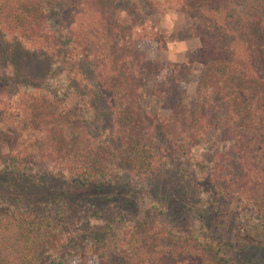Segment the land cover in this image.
I'll list each match as a JSON object with an SVG mask.
<instances>
[{
    "label": "trees",
    "instance_id": "1",
    "mask_svg": "<svg viewBox=\"0 0 264 264\" xmlns=\"http://www.w3.org/2000/svg\"><path fill=\"white\" fill-rule=\"evenodd\" d=\"M146 2L154 13L164 7L160 0ZM177 2L197 20L194 33L200 46L194 57L202 68L193 107L182 104L185 82L179 78L190 61L163 69L148 61L146 48L158 40V32L148 24L135 29L130 15L119 16L114 0H0V33L20 47H30L29 52L51 54L58 76L50 91H59L62 97L52 99L54 93L43 89L54 78L43 74L19 79L11 103L26 115L31 113V96H44L58 105L63 115L58 144L66 143L65 135L72 138L52 166L73 183L107 186L121 170L138 183H156L166 166L180 162L194 145L205 141L213 146L215 157L213 165H203L205 169L196 173L199 186L205 185L223 203L237 200L264 218V198L259 199L256 191L264 182V0ZM91 35L97 36L98 53L84 51L79 43ZM86 61L96 65L93 73H86L92 68L83 67ZM145 78L153 81L152 92L168 113L140 108ZM98 99L110 118L104 136H94L83 122L75 123L71 113L74 106L93 118ZM257 157L261 161L253 159ZM8 160L17 163L14 157ZM173 166L176 172L179 169V184L191 185L195 175L183 172L187 169L182 165ZM57 199L53 201L61 202ZM1 207L0 234L20 232L15 253H0V264H55L69 240L62 224L65 214ZM168 211L152 198L121 231L115 258L102 259L95 253L87 264H233L224 252L226 242L213 237L214 230L204 227L205 232L196 223L182 229ZM183 239L197 242L200 249L189 256L190 252L168 250L145 263L144 247Z\"/></svg>",
    "mask_w": 264,
    "mask_h": 264
},
{
    "label": "rangeland",
    "instance_id": "2",
    "mask_svg": "<svg viewBox=\"0 0 264 264\" xmlns=\"http://www.w3.org/2000/svg\"><path fill=\"white\" fill-rule=\"evenodd\" d=\"M33 1L21 0L22 3ZM160 1L164 2V7L156 13L150 11L146 0H114V7L119 16L130 15L135 29L140 30L148 24L158 32V40L146 48L148 61L157 62L162 69L190 61L189 67L181 70L179 78L185 82L182 104L187 108L193 107L202 68L194 57L195 49L200 46L199 37L194 33L197 20L181 10L179 0ZM3 35L0 33V206H21L37 213L48 210L58 215L65 214L62 224L69 240L55 264H87L95 253L102 259H114L119 250L121 231L130 219L149 207L154 197L160 204L166 205L170 218L176 219L182 229L196 223L203 225L200 227L205 232L207 228L214 230L213 237L226 242L224 252L233 264H264V218L256 215L247 205L241 207L237 200L229 204L221 202L205 185L197 183L196 173L201 172L203 165H213L211 161L215 154L208 142L194 145L188 156L181 158L180 162L175 161L178 167L182 165L187 169L183 172L195 175L194 179L190 178L189 186L185 182L179 184V169L176 172L175 163L166 166L156 183H138L121 170L113 184L103 187L80 186L71 182L64 171L55 169L53 159L66 153L65 144L72 138L65 135L66 143L63 146L58 144L59 125L63 117L60 108L44 96H31V113L26 115L11 103L12 95L18 90L19 79L52 75L54 78L43 89L50 91L54 88L51 81L55 82L58 76L54 58L45 50L35 54L29 52L30 47H20L18 42ZM79 43L84 51H99L95 47L96 35L80 38ZM84 64L83 67L92 65L86 73H93L94 66L96 68L94 62L90 64L86 61ZM6 83L8 86L4 87ZM152 87L153 81L145 78L139 99L140 108L152 113H168V109L153 94ZM50 92L54 93L52 99H62L58 97L61 92ZM71 113L76 118L75 123L86 124L94 136L106 135L110 118L101 99L96 101L93 118L74 106ZM221 146L226 147L225 144ZM8 157H14L17 163L13 164ZM253 159L261 161L260 157ZM35 176L39 179L36 180ZM256 191L259 199L264 198V182H260ZM54 198H60L57 200L61 202L53 201ZM19 232H1L0 253H15ZM143 249L147 263L159 257L161 252H190L186 254L189 256L200 246L197 242L189 243L184 239L179 242L162 240L149 250L147 246Z\"/></svg>",
    "mask_w": 264,
    "mask_h": 264
}]
</instances>
